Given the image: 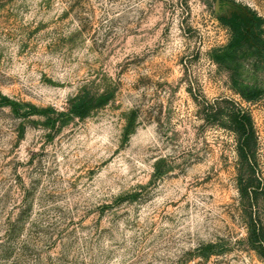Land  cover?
I'll return each instance as SVG.
<instances>
[{"label":"rangeland","instance_id":"1","mask_svg":"<svg viewBox=\"0 0 264 264\" xmlns=\"http://www.w3.org/2000/svg\"><path fill=\"white\" fill-rule=\"evenodd\" d=\"M235 13L264 40V0H0V264H264L203 112L252 115L264 186V50L230 51Z\"/></svg>","mask_w":264,"mask_h":264},{"label":"trees","instance_id":"2","mask_svg":"<svg viewBox=\"0 0 264 264\" xmlns=\"http://www.w3.org/2000/svg\"><path fill=\"white\" fill-rule=\"evenodd\" d=\"M221 20L231 33V52L242 54L246 50H254L257 53L264 50V40L258 33L262 28L261 18L256 14L253 17H244L235 13ZM252 95V99L256 98L257 92H252ZM5 102L10 101L5 99ZM88 108L83 101L73 112L79 117H84ZM203 112L206 121L225 128L236 136L239 158L238 187L243 203L249 206L248 242L253 250L264 258V222L259 214V203L264 199V186L257 171L258 135L252 115L229 99L207 103Z\"/></svg>","mask_w":264,"mask_h":264}]
</instances>
